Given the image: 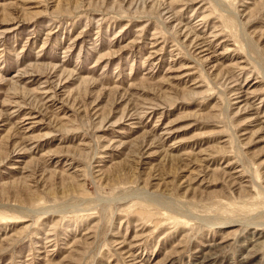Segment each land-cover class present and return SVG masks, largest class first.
Masks as SVG:
<instances>
[{
  "label": "rangeland",
  "instance_id": "374dc122",
  "mask_svg": "<svg viewBox=\"0 0 264 264\" xmlns=\"http://www.w3.org/2000/svg\"><path fill=\"white\" fill-rule=\"evenodd\" d=\"M0 264H264V0H0Z\"/></svg>",
  "mask_w": 264,
  "mask_h": 264
}]
</instances>
